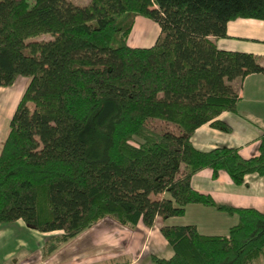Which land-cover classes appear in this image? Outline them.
Instances as JSON below:
<instances>
[{"label":"trees","instance_id":"trees-1","mask_svg":"<svg viewBox=\"0 0 264 264\" xmlns=\"http://www.w3.org/2000/svg\"><path fill=\"white\" fill-rule=\"evenodd\" d=\"M138 16L159 27L150 47L128 45ZM236 19L264 21V0H0V88L29 78L0 148V225L60 232L52 252L105 218L129 230L159 221L173 253L154 264H261L264 209L191 185L204 169L238 186L264 177V135L247 159L191 141L205 124L229 133L218 117L239 100L230 82L264 74L252 54L210 40ZM188 205L238 222L225 236L163 225Z\"/></svg>","mask_w":264,"mask_h":264},{"label":"crops","instance_id":"crops-1","mask_svg":"<svg viewBox=\"0 0 264 264\" xmlns=\"http://www.w3.org/2000/svg\"><path fill=\"white\" fill-rule=\"evenodd\" d=\"M141 18L143 17H136L132 32L134 31V34L141 32L142 41L140 42L143 44H138L134 38L131 41L133 43L130 42V47L133 48L152 46L159 34L156 23L157 31L155 25L148 22L149 19L141 20ZM142 25H148L155 30L154 40H151L153 43L145 44L144 41L148 37L144 36L146 33L142 31ZM146 35L149 36V34ZM210 40L220 50L250 53L264 66V21L232 20L227 23L226 38H210ZM230 86L238 94L239 100L233 112H223L218 119L230 126L231 131L220 132L209 124H205L194 132L191 141L197 149L202 151L224 146L236 148L240 156L245 159L257 156L258 139L264 135V74H251L243 80L235 79L230 82ZM24 88L23 84L0 88V133L2 122L5 124L9 122L24 93ZM5 137L3 135L0 138V148ZM191 185L196 191L210 195L219 204L237 208L264 209V177L258 175L246 176L245 184L238 186L234 185L226 174L220 173L216 179H212L211 171L204 169L192 177ZM237 222L236 216L217 212L213 208L188 205L184 216L169 218L163 225H194L200 234L225 236ZM110 225L114 228L113 223ZM161 225L159 221L152 228L138 224L134 230L118 225V235H115L114 230L112 231L116 240L112 237V239L106 238L107 234L98 231L97 234H92L91 238H84L82 242L75 237L48 253L49 241L46 237L55 232L40 233L28 229L19 220L12 224L0 225V264H77L78 257L83 255L85 257L95 251L101 253L104 247L110 249L113 246L116 253L112 258H108L105 262L95 257L91 261L84 259L86 262L84 264H101L102 262V264H110L111 262L119 263L120 260H126L123 264H154L151 260L152 256L169 258L173 253L159 231ZM118 244L123 245L119 251L115 248ZM261 264H264V260Z\"/></svg>","mask_w":264,"mask_h":264},{"label":"rangeland","instance_id":"rangeland-1","mask_svg":"<svg viewBox=\"0 0 264 264\" xmlns=\"http://www.w3.org/2000/svg\"><path fill=\"white\" fill-rule=\"evenodd\" d=\"M29 4H31V5H33V4H35V2H36V0H26ZM68 1H70L71 3H73V4H75V5H78V6H84V5H87L88 3H89V1L90 0H68ZM139 17V16H138ZM141 20H148V19H144V18H141ZM148 22H150L151 24H154L155 25V30L157 31V29H156V27H157V25L153 22V21H151V20H148ZM158 28V27H157ZM155 30L154 29H152L150 26H148V25H142V31L144 32V33H146V34H149V36L148 35H146V34H144V36H146V37H148V38H146V41H144L145 42V44H148V43H150L151 42V40L153 41L154 40V37H155V35H153V34H155ZM141 31V30H140ZM130 37L128 38L129 39V42H128V45L130 46V42L134 39V38H136L135 40H136V42L138 43V44H143L142 42H140V41H142V35H141V32H139V33H135L134 34V31L131 33V35H129ZM50 39V37L48 36V35H41V36H38V37H36L35 38V40H49ZM133 42H131V44H132ZM151 43H153V42H151ZM150 43V44H151ZM28 83H29V78H27V77H20L18 80H16L15 81V83H14V87L15 86H21L22 84L25 86V88L27 87V85H28ZM25 88H24V90H25ZM23 90V91H24ZM11 119V118H10ZM10 121V120H9ZM8 126H9V122L7 123V124H5L4 122H2V130H1V133H0V138L3 136V135H7V133H8ZM221 146V145H220ZM111 223H113L114 224V228H111ZM12 224V223H11ZM116 222H114V221H112L111 219H108V218H105V219H103V220H101V221H99L98 223H96L95 225H93L91 228H89V229H87V230H85V231H83L80 235H78L77 236V239H79V241L80 242H82V241H84V238H91L92 237V234H97L96 232H98V231H102L103 233H105V235L107 234V236L108 237H106V238H110V239H115V237L113 236V230L115 231V235H118V231H117V229H118V225L116 224ZM216 233V232H215ZM59 234H61L60 232H55V233H53V234H51V235H48L46 238V240H50V238H52V237H55V236H58ZM37 236H39V235H37ZM40 236H42V235H40ZM43 237V236H42ZM112 237V238H111ZM27 238V237H26ZM45 240V239H44ZM116 240V239H115ZM51 241V240H50ZM49 241V242H50ZM53 242H50V244H52ZM62 245H60V246H58L57 248H60ZM121 246H123V245H116L115 246V248H118V251L119 250H121ZM114 247V246H113ZM113 247H111L110 249L109 248H106V247H104V249H101V253H97L96 251L95 252H91L90 254H87V255H85V257H84V255L83 256H81V257H78L77 258V264H84V263H86L85 261H84V259H88V260H93L94 259V257L95 258H97V260H103L104 262H105V260H108V258H112L113 256H114V254L116 253V249H113ZM48 252V251H47ZM48 253H51V252H48ZM126 260H124V261H121L120 260V262L119 263H116V262H111L110 264H123L124 262H125ZM103 263V262H102ZM101 263V264H102ZM126 263V262H125ZM76 264V263H75Z\"/></svg>","mask_w":264,"mask_h":264}]
</instances>
